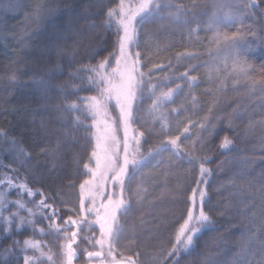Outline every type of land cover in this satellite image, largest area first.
I'll use <instances>...</instances> for the list:
<instances>
[{"label":"snow or ice","instance_id":"obj_1","mask_svg":"<svg viewBox=\"0 0 264 264\" xmlns=\"http://www.w3.org/2000/svg\"><path fill=\"white\" fill-rule=\"evenodd\" d=\"M96 6L100 12V26L111 31L115 40L108 44L102 37L106 46L91 49L95 54L90 59L96 62L69 73L73 80L81 83L71 85L74 100L69 101L65 96L63 104L51 107L60 126L50 127L41 119V131L54 135L55 143L39 144L34 157L32 151L24 148L21 141L0 126V264H56L55 254L46 243L33 238H17L25 230L33 236L39 232L42 237H63L64 242L59 245L62 264H73L78 253L85 258L84 264H143L139 247L133 248L132 245L137 243V228H144L148 221L141 215L137 222L129 224L128 218L134 204L143 203L140 193L146 191L143 185L150 175L144 169L158 168L162 160L156 157H162L164 152L170 153L166 175L171 174L173 158L179 161L185 157L190 164L193 161L197 163L198 173L188 192L177 185L168 193L174 200H186L185 211L174 242L162 249L160 256L152 257L153 264H197L189 258L196 253L198 241L204 233L216 230V221L210 214L212 207L208 189L212 169L206 167L210 156L207 152L201 154V150L205 140L217 134L221 120L226 119L231 128L234 119H243L251 110L245 108L241 112L238 107L231 112L223 110L229 84L241 90L239 86L243 81V90L259 99L257 107L264 111V28L258 35L256 29L245 22L246 17L255 19L257 16L264 22V0H242L239 4L216 0L213 4L214 11L206 22V30L212 32L208 51L213 61L205 71L208 87L204 89V95L209 99L202 109L199 98L194 94L200 79L193 74L197 66H185L177 78L171 80L168 73L176 75L172 59L165 57L163 62L158 59L169 50L170 38L160 43L149 37L144 56L140 48V30L148 23L156 25V32H187L190 41L194 34L198 38L201 30L198 14L202 11L199 0L187 3L180 0H118L115 6L97 0ZM4 7L11 8V3ZM32 12L26 18L28 24L24 35L27 39L23 40L22 52L33 48L43 53L54 50L59 57L65 52L61 45L67 42V33L72 34L75 43L79 42L80 30L73 28L71 21L61 27L54 19L55 8L37 5ZM84 19L91 17L85 14ZM229 25L234 30H224ZM33 39L39 43L33 45ZM257 42L261 50L259 66L252 61L256 55L252 50ZM72 51L77 49L73 47ZM173 55L180 63L182 60H195L199 53L186 46L184 51ZM8 79L12 85L21 83L15 73ZM181 80L187 85L193 114L198 115L197 109L204 112L198 119L188 115L189 109L182 105L180 108L171 106L174 93L178 89L183 91ZM30 82L44 94L42 100L47 99L50 89L57 88L61 94L65 90L64 85L53 83L50 72L39 78L33 76ZM173 83L175 87H172ZM81 90L94 94L81 96ZM145 93L151 101L150 111L155 119L161 121L163 133H153L159 144L147 153L142 149V142L147 143L145 131L133 128L138 123L135 114L144 102ZM44 107L47 109L48 106L45 104ZM165 107L176 114L177 121L183 109L184 122L178 125L175 135L169 134L167 117L160 111ZM8 111L0 109L2 113ZM11 111H23L33 121L40 112L29 108H13ZM193 125L197 129L194 139L191 135ZM257 125L264 144V118L249 121L245 135L255 134ZM81 130L88 137V155L82 164L83 171L77 170L74 180L70 175H61L57 169L63 166L61 161L68 160L66 152L72 153L73 164L79 163L72 145ZM181 137L190 142V148L184 145ZM219 148L230 151L233 141L225 135ZM224 154L227 155V151ZM4 155L10 157L9 163H4ZM261 160L264 161V154ZM240 164V169L228 181L230 191L239 198L240 213L247 220V232L243 234L236 264H264V165L257 174L253 169L254 159L243 157ZM21 170L26 174L23 178ZM28 176L39 187L30 186ZM134 181L135 200L132 194ZM63 188L76 190L75 204L64 200ZM12 191H15L16 199L9 198ZM216 191L219 192L220 188L217 187ZM24 196L29 200L25 201ZM57 201L66 209L64 214L57 207ZM217 212L224 215L219 209ZM125 232H130L131 238L129 243L122 244L121 237ZM4 239L10 243L3 245Z\"/></svg>","mask_w":264,"mask_h":264},{"label":"trees","instance_id":"obj_2","mask_svg":"<svg viewBox=\"0 0 264 264\" xmlns=\"http://www.w3.org/2000/svg\"><path fill=\"white\" fill-rule=\"evenodd\" d=\"M105 5L115 6L118 0H102ZM180 2H189V0H180ZM202 5V11L198 14V19L201 21V30L199 36L194 34L191 41L188 38L187 32L183 34L174 31L156 32V25L148 23L140 30V48L142 56L146 55L145 48L146 42L149 40H155L163 43L166 38L172 40L169 50L164 52L162 56L158 57L162 62L167 57L172 59L173 65H175L176 75L168 73L171 80H175L180 71L185 69V66L194 64L196 65L195 73L200 77L199 87L194 89V94L200 100V108H205L208 97L204 95V89L208 87L205 80V71L212 65L213 57L209 54L208 46L212 36V32L206 30V22L214 11L213 4L216 0H199ZM231 4H239L242 0H226ZM11 3V8H5L4 5ZM37 5H44L56 9L54 19L61 27L67 25L70 21L73 28L80 30V40L75 43L74 37L71 33H67V42L62 43V47L65 52L59 57L54 50L43 53L33 48L31 51H21L23 40L27 39L24 35L28 21L27 17H30L32 10ZM97 0H0V109H9L7 113L0 112V126L5 130L10 131L19 141H21L24 148L33 152L35 157L38 152L39 144H54L56 137L54 135H46L40 129V121L44 120L50 127H59V122L54 118L51 112L53 105H61L64 103V97L67 96L68 100H74L75 95L71 85H79L80 80H73L69 73L76 72L81 69L82 65L88 63H95V60H91L90 57L95 53L92 48H104L106 45L103 43V38H106L108 44H111L115 40V36L111 31L101 27L100 12L96 6ZM90 16L91 19L85 20L84 16ZM246 24H251L256 29L259 35L262 28H264V22H261L259 16L255 19L245 18ZM95 27H92V25ZM227 31L234 30L231 25ZM33 45L39 43V41L33 39ZM189 50L195 49L199 55L195 60H182L180 63L174 58V53L184 51L185 47ZM73 47L77 51H72ZM213 52L215 49H212ZM255 52V56L252 61L259 66L260 64V44L257 42V46L252 50ZM106 54V53H104ZM100 57H97L99 59ZM51 73L53 83L65 86L64 93L61 94L59 89L53 88L47 92V99L42 100L44 95L37 85L32 84L31 78L36 76L39 78L42 75ZM15 73L21 83L12 85L9 82V75ZM24 81H29L24 83ZM163 81V77H161ZM170 82V81H169ZM180 83L183 86V91L177 90L173 95L174 103L172 107L189 109L188 115H192L193 119H198L204 115L203 111L197 109L198 115H194L191 111V103L188 95V89L186 83L181 80ZM83 87V86H82ZM175 87V84H172ZM241 90H236L229 84L227 93V102L223 105L225 112H231L234 107H238L241 112L245 108L251 109L247 112V115L243 118H236L233 120L232 127H228V121L221 120L219 127L217 128V134L211 139H206L204 147L201 150L207 152L210 159L206 162V167L212 169V176L209 180V197L211 199L212 212L216 221V230L206 232L202 235L198 241V248L196 253L189 259L195 260L197 264H236L238 259V253L241 251V243L243 234L247 232V220L240 213L239 198L230 191L228 186L229 179L235 175L240 169V161L243 157H248L255 160L253 169L259 173L260 168L264 165V161L261 160L262 149V137L260 134L259 126L257 125L255 134L245 135L247 124L249 121H259L264 118V111H262L257 105L260 103L259 99L252 96L246 90H243V81L239 86ZM94 93L81 90L80 95H91ZM148 93H145V99L142 104L139 105V109L136 112V120L138 123L133 125L134 129L145 131V140L147 143L142 142V149L145 153L159 144V139L153 133L161 132V121L154 118V113L150 111L151 101L147 98ZM47 105V109L44 105ZM22 110L24 108L39 109V115L33 121L23 111L12 112L11 109ZM161 112L167 117L168 132L169 134H177L178 125H182L184 122L183 109L179 117V121L176 119V114L172 113L170 108L165 107L160 109ZM6 117V118H5ZM83 119V117H82ZM197 129L195 125L192 126L191 135L195 138ZM206 135V133H205ZM228 136L233 141L232 150H221L219 148L220 141L223 136ZM181 141L186 147H191L190 142L186 141L184 137H181ZM75 154L79 159L78 164H73L71 160L72 153L66 152L68 160L61 161L62 167L57 171L61 175H70L75 180L77 178V170L83 171L82 164L86 162L88 153L86 149L88 147V137L84 131H80L77 134L76 142L72 145ZM199 149V143H197ZM227 151V155H225ZM170 158V153L164 152L162 157L157 156L156 159L162 160L158 168H146L145 173H150L145 178L143 187L146 191L140 193L143 198V203L140 205L134 204L133 212L128 218V223L137 222V218L141 215L145 217L148 223L144 228H137L136 240L137 243L132 245L133 248L139 247L141 251V260L143 264H153L152 257L160 256L162 249L168 248L174 242L175 234L182 223V217L185 211L186 200L184 198L172 199L168 193L175 190L177 185L181 187L184 192L193 186V181L197 178L198 167L197 163L193 161L191 164L185 157L179 161L173 158V168L171 174H167V163ZM4 163L10 162V157L4 155ZM223 162V164H221ZM220 165V167H218ZM26 175L21 170V178ZM29 185L32 187H39L38 184L32 180L31 176H28ZM136 182L132 185L133 200H135ZM219 187L220 191H216ZM47 192V187L45 189ZM64 200L70 204L76 203V190H69L67 188L62 189ZM10 199H16L15 191L9 193ZM25 201L29 198L24 196ZM31 206V205H29ZM57 207L60 208L61 214H64L66 209L57 201ZM227 207V210H225ZM217 209L224 212V215H220ZM207 210V206H206ZM22 215L26 213L22 212ZM43 227V224H38ZM84 233H82L83 235ZM18 239L33 238L40 240L42 244L46 243L55 254L54 259L56 264L62 261L61 251L59 245L64 242L63 237L57 239L54 235L41 236L37 232L34 236L28 230H25L21 235L17 236ZM131 238L130 232H125L121 237V243H129ZM3 245L10 243L9 240L4 239ZM78 243L82 244V241ZM74 247H76L74 245ZM47 251V249H45ZM84 257H80L78 253V259L73 264H84Z\"/></svg>","mask_w":264,"mask_h":264},{"label":"rangeland","instance_id":"obj_3","mask_svg":"<svg viewBox=\"0 0 264 264\" xmlns=\"http://www.w3.org/2000/svg\"><path fill=\"white\" fill-rule=\"evenodd\" d=\"M59 264H62V261Z\"/></svg>","mask_w":264,"mask_h":264}]
</instances>
